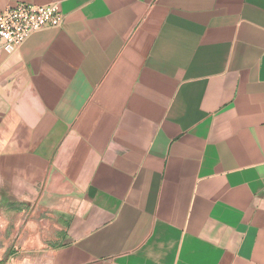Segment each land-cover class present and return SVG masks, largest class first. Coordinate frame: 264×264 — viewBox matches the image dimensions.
<instances>
[{
	"label": "crops",
	"instance_id": "obj_1",
	"mask_svg": "<svg viewBox=\"0 0 264 264\" xmlns=\"http://www.w3.org/2000/svg\"><path fill=\"white\" fill-rule=\"evenodd\" d=\"M20 1L0 264H264V0Z\"/></svg>",
	"mask_w": 264,
	"mask_h": 264
},
{
	"label": "built area",
	"instance_id": "obj_2",
	"mask_svg": "<svg viewBox=\"0 0 264 264\" xmlns=\"http://www.w3.org/2000/svg\"><path fill=\"white\" fill-rule=\"evenodd\" d=\"M63 21L64 14L58 2L34 4L20 1L8 5L0 10V48L11 52L33 32L59 27Z\"/></svg>",
	"mask_w": 264,
	"mask_h": 264
}]
</instances>
